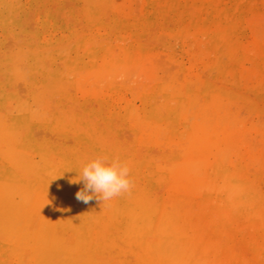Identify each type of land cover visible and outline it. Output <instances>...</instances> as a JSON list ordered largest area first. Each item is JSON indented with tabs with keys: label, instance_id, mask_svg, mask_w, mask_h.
I'll use <instances>...</instances> for the list:
<instances>
[{
	"label": "rangeland",
	"instance_id": "374dc122",
	"mask_svg": "<svg viewBox=\"0 0 264 264\" xmlns=\"http://www.w3.org/2000/svg\"><path fill=\"white\" fill-rule=\"evenodd\" d=\"M0 264H264V0H0Z\"/></svg>",
	"mask_w": 264,
	"mask_h": 264
},
{
	"label": "clouds",
	"instance_id": "9594fccd",
	"mask_svg": "<svg viewBox=\"0 0 264 264\" xmlns=\"http://www.w3.org/2000/svg\"><path fill=\"white\" fill-rule=\"evenodd\" d=\"M130 167L118 157L97 156L85 162L73 183H83L84 187L76 193V199L85 204L94 198L103 203L125 193H130L133 181Z\"/></svg>",
	"mask_w": 264,
	"mask_h": 264
},
{
	"label": "bare ground",
	"instance_id": "6f19581e",
	"mask_svg": "<svg viewBox=\"0 0 264 264\" xmlns=\"http://www.w3.org/2000/svg\"><path fill=\"white\" fill-rule=\"evenodd\" d=\"M7 148V147H6ZM15 156V155H14ZM10 162V161H9ZM23 176V175H22ZM17 190H19V189H17ZM19 197H21V196H19ZM21 199V198H20ZM27 202V201H26ZM29 202V201H28ZM19 205H20V202L18 203ZM29 205V204H28ZM22 206H24V205H22ZM21 207V206H20ZM22 208V207H21ZM20 208V209H21ZM25 208V207H24ZM29 208V207H28ZM18 209V208H17ZM22 211V210H21ZM22 213V212H21ZM32 215H33V213H31ZM5 218V217H4ZM20 218V217H19ZM2 219H3V217H2ZM23 219V218H22ZM33 219V216L31 217V220ZM24 221V220H23ZM33 221V220H32ZM37 221V220H36ZM55 222V221H54ZM34 225V224H33ZM55 226V225H54Z\"/></svg>",
	"mask_w": 264,
	"mask_h": 264
}]
</instances>
